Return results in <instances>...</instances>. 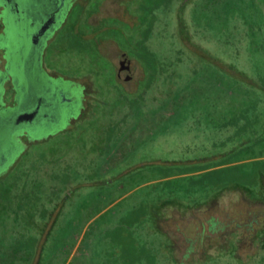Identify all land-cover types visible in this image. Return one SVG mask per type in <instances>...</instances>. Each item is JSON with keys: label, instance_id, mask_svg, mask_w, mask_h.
I'll list each match as a JSON object with an SVG mask.
<instances>
[{"label": "rangeland", "instance_id": "1", "mask_svg": "<svg viewBox=\"0 0 264 264\" xmlns=\"http://www.w3.org/2000/svg\"><path fill=\"white\" fill-rule=\"evenodd\" d=\"M0 5V264H264V0Z\"/></svg>", "mask_w": 264, "mask_h": 264}, {"label": "flooded vegetation", "instance_id": "2", "mask_svg": "<svg viewBox=\"0 0 264 264\" xmlns=\"http://www.w3.org/2000/svg\"><path fill=\"white\" fill-rule=\"evenodd\" d=\"M14 5L17 11H21V12H25L26 8L28 9L27 11L32 14L33 17H35L36 22L34 23V25H36V29H35V35L33 38L34 41V56H36V60L38 62H41V56H42V51L43 48L45 46V44L48 42V40L50 39V37L54 34V32L57 30V28L59 27V24L61 23V21L63 20L64 17V7H65V3L66 0H38V3H34L32 6H28L25 7V0H10ZM38 5V6H37ZM22 6L24 7V9H21ZM0 20H1V29H0V49L2 48L1 43L6 40V36H7V31L9 29H11V20L10 18L6 15V9L4 6L0 5ZM1 50H3L2 53V58L3 60L8 61L9 60V56H7V51L8 48L7 46H5V49L2 48ZM132 72V66H131V62L130 60L127 58V56L125 54H122L119 58V67L116 70V75L118 78L122 77V73H126V77L125 80L128 82L131 80V74ZM12 80V84L14 88V93L12 94L13 97V102L14 105L13 106H19V104L21 103V99H20V95L18 94L16 88V83L14 81V79L11 77L10 78ZM40 81V79H39ZM43 82L39 83L38 86H46L42 84ZM49 84L51 85V82L49 81ZM48 87V86H47ZM52 88H50L51 90ZM12 91V92H13ZM57 91L55 94L52 93L51 96H49V94L45 95L43 94V96H40L38 92H35L34 96H32V100L31 102H33V107L31 108H23L22 111L20 112L19 116L16 117L18 124L19 125H24L26 124V126L36 122L38 119H40L42 117V110L43 109H47L51 104L50 101L52 100V98L54 96H58L60 94H64L65 90L63 89L62 86H58L57 87ZM65 95V94H64ZM40 96V97H39ZM70 100V99H68ZM32 115L29 118H22L21 120H19V118L22 115Z\"/></svg>", "mask_w": 264, "mask_h": 264}, {"label": "water", "instance_id": "3", "mask_svg": "<svg viewBox=\"0 0 264 264\" xmlns=\"http://www.w3.org/2000/svg\"><path fill=\"white\" fill-rule=\"evenodd\" d=\"M31 116H33V114H32V115L25 114V115H22V116L19 118V120H21L22 118H23V119H24V118H29V117H31Z\"/></svg>", "mask_w": 264, "mask_h": 264}, {"label": "trees", "instance_id": "4", "mask_svg": "<svg viewBox=\"0 0 264 264\" xmlns=\"http://www.w3.org/2000/svg\"><path fill=\"white\" fill-rule=\"evenodd\" d=\"M169 202H170V201H166V202L164 201V203L160 204V205H161L160 207L162 208V207L166 206L167 204H170ZM166 203H167V204H166Z\"/></svg>", "mask_w": 264, "mask_h": 264}]
</instances>
